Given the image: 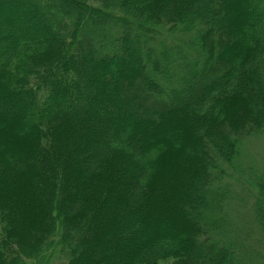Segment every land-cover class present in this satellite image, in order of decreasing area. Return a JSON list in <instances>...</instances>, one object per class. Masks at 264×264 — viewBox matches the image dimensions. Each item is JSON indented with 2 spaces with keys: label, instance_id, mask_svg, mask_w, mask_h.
Listing matches in <instances>:
<instances>
[{
  "label": "trees",
  "instance_id": "trees-1",
  "mask_svg": "<svg viewBox=\"0 0 264 264\" xmlns=\"http://www.w3.org/2000/svg\"><path fill=\"white\" fill-rule=\"evenodd\" d=\"M0 264H264V0H0Z\"/></svg>",
  "mask_w": 264,
  "mask_h": 264
},
{
  "label": "rangeland",
  "instance_id": "rangeland-1",
  "mask_svg": "<svg viewBox=\"0 0 264 264\" xmlns=\"http://www.w3.org/2000/svg\"><path fill=\"white\" fill-rule=\"evenodd\" d=\"M9 135H10V133H9ZM261 144H263L262 139H260V140L255 139V140H252L246 144H241L240 148L242 149V151L244 153H247L248 147L259 148L261 146ZM12 146L15 148V149H13L14 152L21 151V150H23V148L26 149V147H27L26 145L19 144V143H13Z\"/></svg>",
  "mask_w": 264,
  "mask_h": 264
}]
</instances>
